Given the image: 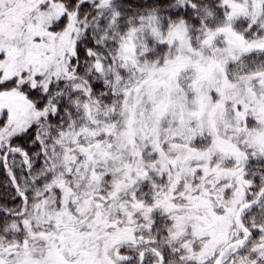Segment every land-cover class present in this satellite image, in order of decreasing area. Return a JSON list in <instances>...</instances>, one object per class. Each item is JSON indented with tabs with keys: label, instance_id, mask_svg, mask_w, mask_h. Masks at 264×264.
<instances>
[{
	"label": "snow or ice",
	"instance_id": "obj_1",
	"mask_svg": "<svg viewBox=\"0 0 264 264\" xmlns=\"http://www.w3.org/2000/svg\"><path fill=\"white\" fill-rule=\"evenodd\" d=\"M0 264H264V0H0Z\"/></svg>",
	"mask_w": 264,
	"mask_h": 264
},
{
	"label": "trees",
	"instance_id": "obj_2",
	"mask_svg": "<svg viewBox=\"0 0 264 264\" xmlns=\"http://www.w3.org/2000/svg\"><path fill=\"white\" fill-rule=\"evenodd\" d=\"M7 182V176L3 168H0V195L4 194L6 189L3 187Z\"/></svg>",
	"mask_w": 264,
	"mask_h": 264
}]
</instances>
